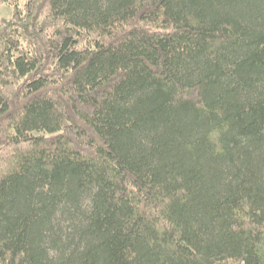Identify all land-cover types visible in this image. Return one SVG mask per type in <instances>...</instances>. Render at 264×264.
<instances>
[{"label":"trees","instance_id":"trees-1","mask_svg":"<svg viewBox=\"0 0 264 264\" xmlns=\"http://www.w3.org/2000/svg\"><path fill=\"white\" fill-rule=\"evenodd\" d=\"M0 3V264H264V0Z\"/></svg>","mask_w":264,"mask_h":264},{"label":"rangeland","instance_id":"rangeland-1","mask_svg":"<svg viewBox=\"0 0 264 264\" xmlns=\"http://www.w3.org/2000/svg\"><path fill=\"white\" fill-rule=\"evenodd\" d=\"M13 17V8L10 4L0 3V24H5Z\"/></svg>","mask_w":264,"mask_h":264}]
</instances>
